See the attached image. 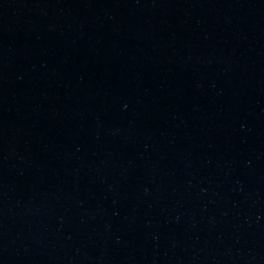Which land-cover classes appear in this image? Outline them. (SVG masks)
I'll return each instance as SVG.
<instances>
[{
  "label": "water",
  "instance_id": "water-1",
  "mask_svg": "<svg viewBox=\"0 0 264 264\" xmlns=\"http://www.w3.org/2000/svg\"><path fill=\"white\" fill-rule=\"evenodd\" d=\"M0 264H264V0H0Z\"/></svg>",
  "mask_w": 264,
  "mask_h": 264
}]
</instances>
